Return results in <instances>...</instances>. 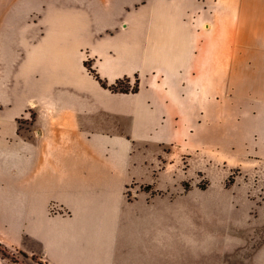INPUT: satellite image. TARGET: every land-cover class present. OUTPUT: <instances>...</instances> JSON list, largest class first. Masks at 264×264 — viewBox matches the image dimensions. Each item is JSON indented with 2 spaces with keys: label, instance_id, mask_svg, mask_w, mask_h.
<instances>
[{
  "label": "crops",
  "instance_id": "crops-1",
  "mask_svg": "<svg viewBox=\"0 0 264 264\" xmlns=\"http://www.w3.org/2000/svg\"><path fill=\"white\" fill-rule=\"evenodd\" d=\"M260 87L264 0H0V243L44 264H203L183 183L222 188L200 156L264 158Z\"/></svg>",
  "mask_w": 264,
  "mask_h": 264
},
{
  "label": "rangeland",
  "instance_id": "rangeland-1",
  "mask_svg": "<svg viewBox=\"0 0 264 264\" xmlns=\"http://www.w3.org/2000/svg\"><path fill=\"white\" fill-rule=\"evenodd\" d=\"M121 88L131 90L127 82ZM260 98H264V89H252L251 99ZM252 111L259 113L256 108ZM189 158L184 156L180 162L184 169L189 167ZM219 158V162L215 160L212 164L208 157L200 156L196 163L198 167L213 166L219 167L220 172L228 171L222 176V188L218 180L211 181L203 171L192 176L189 173L182 187L188 192L196 184V192L203 196L198 200H202L204 216L197 215L193 220L194 235L205 245L203 264H264V158L251 155L250 160L245 159L246 164L236 167L227 164L236 162L237 153L220 152ZM221 194L234 196L235 200L219 206L210 201L212 196ZM0 264L44 263L0 243Z\"/></svg>",
  "mask_w": 264,
  "mask_h": 264
},
{
  "label": "trees",
  "instance_id": "trees-1",
  "mask_svg": "<svg viewBox=\"0 0 264 264\" xmlns=\"http://www.w3.org/2000/svg\"><path fill=\"white\" fill-rule=\"evenodd\" d=\"M89 70L96 76V78L99 80V82L101 83V85L104 87V88H107V89H110L111 91H114V92H125V93H128V92H137L139 90V82H138V78L136 79V84H135V87L130 90V89H122L121 88V85L124 84V82H128V78H125V79H122V80H119L115 85H109V83L105 80H103V78H101L98 74H96V72L94 70H92V68L89 66ZM147 189H150V188H147Z\"/></svg>",
  "mask_w": 264,
  "mask_h": 264
}]
</instances>
